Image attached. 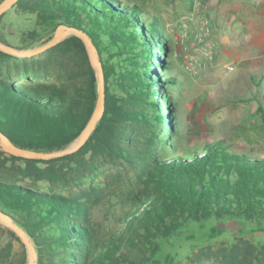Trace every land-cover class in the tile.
Returning a JSON list of instances; mask_svg holds the SVG:
<instances>
[{"label": "trees", "instance_id": "trees-1", "mask_svg": "<svg viewBox=\"0 0 264 264\" xmlns=\"http://www.w3.org/2000/svg\"><path fill=\"white\" fill-rule=\"evenodd\" d=\"M121 1L17 0L12 6L18 13L34 15L39 26L73 27L92 40L102 66L104 111L85 143L69 155L48 160L8 155L4 160L23 163L20 178L50 185L57 180L58 187L65 186L71 162L79 164L76 157L89 153L108 158L111 164L123 160L141 172L146 191L117 219L125 225L124 233L110 235L105 250L94 253L97 245L92 243L87 224L85 203L90 195L86 191L62 195L0 179V212L30 238L36 264H89L101 255L128 263L122 245L138 230L146 237H168L188 220L264 217V158L235 153L215 140L204 142L198 152L186 150L159 159L157 149L170 143L161 136L178 135L170 117L163 115L171 108L166 103L160 111L156 102V95L161 94L168 100V88L177 84L174 76L163 75L170 64L169 41L157 19L145 15L141 7ZM48 52H71L81 65L85 83L68 103L58 101L51 91L8 83L0 70V133L17 147L38 152L59 151L72 143L85 128L97 98L96 77L78 38L65 39ZM10 59L14 57L0 51V65ZM256 114L264 124V94ZM139 127L148 133L143 141L135 137ZM138 143L144 146L137 147ZM0 232L10 240L17 239L1 226ZM241 246L220 251L222 264H264V245L256 249L241 240ZM16 264H26V255Z\"/></svg>", "mask_w": 264, "mask_h": 264}, {"label": "rangeland", "instance_id": "rangeland-1", "mask_svg": "<svg viewBox=\"0 0 264 264\" xmlns=\"http://www.w3.org/2000/svg\"><path fill=\"white\" fill-rule=\"evenodd\" d=\"M252 2L253 0L120 2L137 5L145 11V15L157 19L164 37L169 41L167 60L170 64L163 75L174 76L177 84L168 88V100L161 94L160 97L156 95V102L160 111L166 108V103L171 108L169 114L163 112V115L170 117V123L176 127L178 135L161 136L166 141L170 140V143L167 147L157 149L159 159H168L186 150L198 152L204 142L215 140L226 143L235 153L264 158V124L256 114L257 105L261 103L264 94V78L259 77L260 72L242 68L240 59L235 56L226 57L222 54V49H236L238 45L221 37L227 35L231 38L232 28L239 30L235 32L242 36L241 29L236 26L241 25L244 17H253L255 10L263 4L260 1L257 5ZM204 19H207L211 30L210 39L217 44L213 64L205 68L202 65L204 55L201 45L195 38ZM55 29L46 25L39 26L34 15L18 13L15 8L10 7L0 16V43L17 50H31L47 43L53 37ZM52 48L29 58L12 56L14 59L0 65V70L8 83H23L43 92L51 91L58 101L68 103L76 97L73 94L83 86L85 77L80 74L81 65H77L71 52L49 55L51 52L48 51ZM221 60L232 64L234 70L228 72L224 66L223 72H217L216 65ZM162 79L163 77L160 80ZM111 89L114 90V87ZM138 131L135 132V137L140 141L147 138L148 133L143 132L140 127ZM76 139L64 149L73 145ZM136 146L144 145L138 143ZM4 158L7 159L8 154L0 156L1 180L14 181L43 192L66 195L67 191H71L76 195L78 189H82L90 195L85 205L88 208L87 224L93 235L92 243L97 245L94 253L105 250L103 245L110 241V235L119 236L124 233L125 225L117 219L135 206V197L146 194L141 172L123 160H116L111 164L108 158L92 157L89 153L76 157L75 161L79 164L71 162L72 170L64 179L65 186L58 187L57 180L50 185L44 181L33 182L20 178L19 167H23V163ZM60 164L59 162L58 165ZM14 235L17 239L10 240L9 236L0 232V264H16L24 254L27 264L26 248L21 239ZM241 240L256 249L263 246L264 217L246 219L223 216L221 219L188 220L168 237L155 234L146 237L144 232L138 230L133 233L130 242L122 245V253L128 263L116 262L101 255L97 261L89 264H222L219 252L227 251L232 245L242 247ZM30 242L32 243L31 240Z\"/></svg>", "mask_w": 264, "mask_h": 264}, {"label": "water", "instance_id": "water-1", "mask_svg": "<svg viewBox=\"0 0 264 264\" xmlns=\"http://www.w3.org/2000/svg\"><path fill=\"white\" fill-rule=\"evenodd\" d=\"M17 0H3L0 3V16L10 7H12ZM78 38L85 50L86 59L89 66L93 70L97 82V98L94 110L80 135L76 139V143L66 149L55 152H38L22 149L11 143L2 133H0V150L8 155L20 157L23 159H41L48 160L69 155L77 151L88 139L98 121L101 119L104 111V80L102 66L98 55V50L92 40L80 30L65 25L57 26L53 37L44 45L31 50H17L15 48L3 45L0 43V51L10 56L18 58H29L45 52L47 49L54 47L65 39L70 37ZM0 225L7 228L16 234L23 242L27 251V264L36 263V253L34 246L30 242L27 234L7 215L0 212Z\"/></svg>", "mask_w": 264, "mask_h": 264}, {"label": "crops", "instance_id": "crops-1", "mask_svg": "<svg viewBox=\"0 0 264 264\" xmlns=\"http://www.w3.org/2000/svg\"><path fill=\"white\" fill-rule=\"evenodd\" d=\"M262 2L263 4L255 10V15L252 17H244L240 22L242 36H238L233 28L230 31L231 38L221 37L232 44H237L236 49H222V54L226 57L235 56L240 59L242 68H247L250 72H260L259 77L264 78V0H253L256 5ZM239 32V30L237 31ZM235 35H234V34ZM224 60L219 61L216 67L217 72H223L224 66L227 64ZM234 68V67H233ZM261 82V81H260Z\"/></svg>", "mask_w": 264, "mask_h": 264}, {"label": "built area", "instance_id": "built-area-1", "mask_svg": "<svg viewBox=\"0 0 264 264\" xmlns=\"http://www.w3.org/2000/svg\"><path fill=\"white\" fill-rule=\"evenodd\" d=\"M211 30L207 25V19H204L202 26L200 28V32L196 34L195 38L197 42L201 45L200 49L204 55L203 68L207 67V65H211L214 62L215 50H216V42L210 39ZM225 70L228 72H232L234 70L232 65H228L225 67Z\"/></svg>", "mask_w": 264, "mask_h": 264}, {"label": "bare ground", "instance_id": "bare-ground-1", "mask_svg": "<svg viewBox=\"0 0 264 264\" xmlns=\"http://www.w3.org/2000/svg\"><path fill=\"white\" fill-rule=\"evenodd\" d=\"M75 143H76V142H75ZM75 143H74V144H75ZM74 144H73V145H74Z\"/></svg>", "mask_w": 264, "mask_h": 264}]
</instances>
